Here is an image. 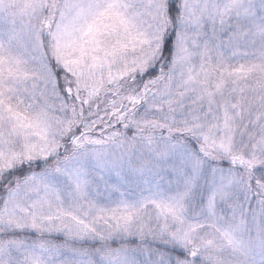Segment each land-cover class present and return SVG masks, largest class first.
<instances>
[{
	"label": "snow or ice",
	"instance_id": "obj_1",
	"mask_svg": "<svg viewBox=\"0 0 264 264\" xmlns=\"http://www.w3.org/2000/svg\"><path fill=\"white\" fill-rule=\"evenodd\" d=\"M0 264H264V0H0Z\"/></svg>",
	"mask_w": 264,
	"mask_h": 264
}]
</instances>
